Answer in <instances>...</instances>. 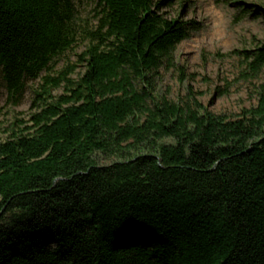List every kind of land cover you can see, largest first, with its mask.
Here are the masks:
<instances>
[{
  "label": "trees",
  "instance_id": "16d2710c",
  "mask_svg": "<svg viewBox=\"0 0 264 264\" xmlns=\"http://www.w3.org/2000/svg\"><path fill=\"white\" fill-rule=\"evenodd\" d=\"M163 4L97 0L91 19L74 0H0L9 98L41 81L0 141V264H264V81L235 118L160 93L197 26ZM82 42L84 72L52 74ZM245 65L259 80L264 45Z\"/></svg>",
  "mask_w": 264,
  "mask_h": 264
},
{
  "label": "rangeland",
  "instance_id": "374dc122",
  "mask_svg": "<svg viewBox=\"0 0 264 264\" xmlns=\"http://www.w3.org/2000/svg\"><path fill=\"white\" fill-rule=\"evenodd\" d=\"M74 1L80 17L95 16L97 0ZM161 11L168 19L197 26L177 49V67L161 72L160 93L176 100L192 88L209 111L230 118L256 105L264 73L259 80L247 79L245 54L264 45V0H164ZM86 47L87 43H79L58 59L52 74L76 65L74 77L81 75L84 66L78 62ZM40 82H27L22 98L15 103L0 79V141L9 138L17 122L29 121Z\"/></svg>",
  "mask_w": 264,
  "mask_h": 264
}]
</instances>
